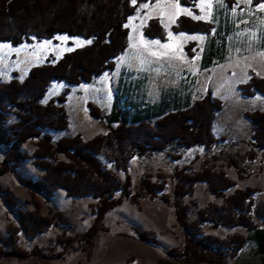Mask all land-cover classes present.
Returning a JSON list of instances; mask_svg holds the SVG:
<instances>
[{
	"label": "rangeland",
	"instance_id": "1",
	"mask_svg": "<svg viewBox=\"0 0 264 264\" xmlns=\"http://www.w3.org/2000/svg\"><path fill=\"white\" fill-rule=\"evenodd\" d=\"M154 3L148 7L149 2H143L141 7L147 9L142 14L136 13L127 19L129 26L127 45L115 59L110 72L103 73L90 83L68 85L65 82L53 81L49 84L41 99L42 102L60 92L65 86L68 87L64 106L69 124L63 129H45L44 132L50 133L54 141L59 136L72 135L75 132H79L83 139H87L105 131L107 124L88 114L86 100L94 102L106 112L115 104L125 112L124 119L127 123L139 118H146L148 122L154 123L158 115L190 104L208 90L210 95L222 100L221 107L214 112L211 120V132L218 141L207 147L198 144L189 148L171 143L162 151H151L138 157H131L127 171L131 177L132 188H137L143 175L154 181L163 180L162 193L167 194V200L162 199L159 192L157 196L142 197L137 202L124 197L110 208L116 205L118 207L122 201L129 202L135 206L130 212L135 219L132 227L148 230L152 234L157 233L160 238L156 239L157 244L143 243L149 247L147 252L155 264H209L207 260L185 262L182 259L171 258L166 253L168 249L180 246L185 234L200 236L208 233L223 240L228 239L233 233L246 237L235 255H230L232 250L229 246L222 245L219 264H261L264 262V254L256 251L253 230L242 226L213 225L210 220L200 221L199 211L210 209L209 204L222 206L224 197L235 188L257 187L259 190L253 194L255 207H259L264 200V149L255 160V170L241 178L231 163L232 160L240 162L239 159H242L247 146L246 140L251 132L250 122L244 112L252 108L264 110V94L256 92L246 96L240 92L239 86L241 82L248 80H245L247 74L248 77L251 73L264 76V8L260 7L264 0H197L196 13L190 7L182 9L184 14L193 19L201 17L212 22L210 31L206 34L178 32L172 30L168 24L163 26L162 21L166 18L164 13L168 9V2L155 0ZM150 8L152 12L162 11L161 20L157 19L165 30L163 39L144 34L145 21L152 17H146ZM56 39L23 42L17 46L0 43L1 80H8L12 70H15L17 78L22 79L33 64L51 60V54L58 56L62 50L82 42L79 38L66 35H59ZM190 41L194 43L189 44L191 53L187 51ZM210 42L216 46L214 51L218 57L204 67L200 59L201 51ZM243 73L245 77L242 76ZM5 116V123L16 120L10 111L6 112ZM19 147L31 157L23 159L17 167L6 166V170L0 173V187L9 189L10 195L22 210L47 215L50 209H55L50 206L47 196L32 190L17 177L33 178L40 173L32 158V153L37 148L36 139L24 140ZM2 149L0 146V159ZM172 154L179 156L173 159ZM57 156L65 158L61 153ZM98 158L104 161L102 156L99 155ZM203 166L214 173L224 171L234 182L233 185L214 196L209 192L205 181L197 180L191 185L188 193L175 195L174 170L182 167L186 172L193 173L201 170ZM118 175L123 178V172H118ZM174 199L176 206L184 208L183 223L175 216ZM93 201L94 199L88 195L73 198L72 204L76 205V208L89 209ZM110 208L105 220L101 218L100 227L89 244L81 238L87 227L76 228L64 213L65 219L59 228L48 226L49 231L45 229L42 233H37L38 235L27 236L21 230L17 213L9 207L3 193L0 192V247L10 250L17 246L28 252L24 257L5 254L0 257V264H86L84 262L86 252L93 244L95 235L108 230L104 225L111 222L108 219ZM251 218L258 228L264 227L260 217L253 215ZM193 220L200 221L198 231L193 229V232L188 227L189 222ZM119 224L112 227L111 232L120 231ZM124 226L128 227L127 224ZM58 231L70 236L68 243L61 244L54 240ZM11 233H14V239L9 238ZM166 236L170 238L171 245L163 242ZM4 237L8 238L6 245L2 242Z\"/></svg>",
	"mask_w": 264,
	"mask_h": 264
},
{
	"label": "trees",
	"instance_id": "2",
	"mask_svg": "<svg viewBox=\"0 0 264 264\" xmlns=\"http://www.w3.org/2000/svg\"><path fill=\"white\" fill-rule=\"evenodd\" d=\"M146 1L149 2L148 7L155 4V0H0V43L17 46L42 39L56 41L59 35L82 40L80 44L62 50L58 56L51 54V60L33 64L22 79L16 77L15 70L11 71L8 80L0 78V146L3 147L0 173L6 170V166L17 167L23 159L31 157L21 151L19 145L24 140L35 138L37 148L32 158L40 173L33 178L17 177L32 190L45 196L51 195L57 188H63L66 195H89L93 198L89 206L92 220L81 234L88 244L100 227L102 215L122 198L129 197L131 201L137 202L142 197H154L161 192V198L167 200V194L162 193L163 180L158 182L143 175L137 188H132L127 171L131 157L162 151L171 143L189 148L198 144L207 147L218 141L211 132V120L214 112L221 107L222 100L210 95L208 90L192 103L158 115L154 123L148 122L146 118L127 123L125 112L115 104L106 112L104 108L86 100L88 114L104 121L107 124L105 131L87 139L75 132L59 136L54 141L50 133L44 132L45 129H63L69 124L64 106L68 87L65 86L42 102L49 84L53 81L68 85L90 83L103 73L110 72L115 59L127 45V19L136 13L142 14L147 7H141V4ZM175 1L190 7L195 13L198 11L197 0ZM211 23L210 20L178 14L171 28L178 32L206 34L210 31ZM143 31L152 38L165 37V30L155 17L147 20ZM190 43L194 44L191 41L188 43L189 53ZM214 50L212 42L203 47L200 59L204 67L215 54ZM239 86L240 92L246 96L256 92L264 94V76L251 73L248 80ZM9 111L16 120L5 123V114ZM244 115L251 125L246 150L242 159H239L241 164L237 160L231 161L239 178L255 170V160L264 149V110L252 108L246 110ZM58 153L65 158L58 157ZM99 155L104 161L98 158ZM178 156L171 155L173 159ZM120 171L123 172V178L118 175ZM173 175V192L177 196L188 193L197 180L205 181L214 196L234 183L224 171L214 173L206 166L193 173L186 172L182 167L176 168ZM258 190L253 186L235 188L224 197L222 206L209 204L210 209L200 210L199 220H210L213 225L242 226L253 230L256 251L264 254V227L258 228L251 218L253 215L258 216L264 223V200L259 207H255L253 202V194ZM0 192L9 207L17 213L25 235L33 236L48 226L59 228V225H63L65 216L61 210L50 209L47 215L25 211L16 204L8 188L0 187ZM173 203L175 216L183 223L184 208L176 206L175 199ZM200 221L193 220L188 227L198 231ZM131 229L142 241L157 244L150 231L136 227ZM55 234L56 242H69L70 236L63 235L62 231ZM9 238L14 239V233ZM245 240V236L237 233L225 240L209 233L200 236L185 234L182 244L168 249L166 253L171 258L185 262L207 260L209 264H219L222 245L229 246L232 250L230 255H235ZM2 242L6 245L8 238H2ZM27 253L17 246L10 250L0 247V257L5 254L24 257Z\"/></svg>",
	"mask_w": 264,
	"mask_h": 264
},
{
	"label": "crops",
	"instance_id": "3",
	"mask_svg": "<svg viewBox=\"0 0 264 264\" xmlns=\"http://www.w3.org/2000/svg\"><path fill=\"white\" fill-rule=\"evenodd\" d=\"M167 2L168 9L166 10V13H164L166 18H164L162 21L163 26L166 24L171 26L176 21L178 14H184L182 9L187 7L180 5V3L175 0H167ZM161 14V10H154V12H152L150 8V11L147 12L146 17L152 16L161 20ZM214 47L216 48L215 45ZM217 57V53H215L211 58H209V62L214 61V59ZM239 66L240 65H238V71L240 70ZM244 75L245 73H243L242 76L245 77ZM248 78L249 77L247 74L245 80ZM75 197L77 196L66 195L63 188H57L52 192L51 195L47 196L51 207L62 210L67 219L70 220L76 228L84 229L90 224V221L92 220V214L90 213V210L87 209V207L76 208V205L72 204V199ZM133 208H135V206L132 204L130 205V203L127 201H122V204L118 205V207L116 205V207L110 208L111 213L109 214L108 219L111 220V222L104 225L105 227L103 226L106 229L108 228V230H105L106 232H98V234L95 235L93 244L88 247L86 252L87 255L85 256L84 260L86 264H155V261L150 258L149 253L147 252L149 247L143 244L147 242L133 236V234H130L127 228L124 226L127 224V226L132 227L134 224L135 219L130 213ZM107 212L108 210L104 213L102 217L103 220H105L106 215L108 216V214H106ZM118 223H120L119 226H121L120 231L117 233L111 232V228L115 227ZM47 230L49 231V228H46V231ZM154 235L156 239L160 240L157 233ZM168 238L169 237L167 236L164 237L163 242H168L167 244L171 245V240Z\"/></svg>",
	"mask_w": 264,
	"mask_h": 264
},
{
	"label": "water",
	"instance_id": "4",
	"mask_svg": "<svg viewBox=\"0 0 264 264\" xmlns=\"http://www.w3.org/2000/svg\"><path fill=\"white\" fill-rule=\"evenodd\" d=\"M127 230L129 231L130 234H133L134 236H137L138 234L134 231H132V229L128 226Z\"/></svg>",
	"mask_w": 264,
	"mask_h": 264
},
{
	"label": "snow or ice",
	"instance_id": "5",
	"mask_svg": "<svg viewBox=\"0 0 264 264\" xmlns=\"http://www.w3.org/2000/svg\"><path fill=\"white\" fill-rule=\"evenodd\" d=\"M146 6V5H145ZM261 8H264V4L260 5ZM197 19H200L201 17H196Z\"/></svg>",
	"mask_w": 264,
	"mask_h": 264
}]
</instances>
